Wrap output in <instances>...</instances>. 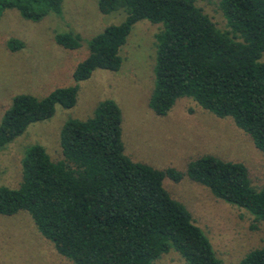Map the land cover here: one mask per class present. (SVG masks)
<instances>
[{"label": "trees", "instance_id": "trees-1", "mask_svg": "<svg viewBox=\"0 0 264 264\" xmlns=\"http://www.w3.org/2000/svg\"><path fill=\"white\" fill-rule=\"evenodd\" d=\"M196 0H98L101 13L122 9L125 18L88 41V55L72 72L75 82L96 68L119 70L120 47L141 19L161 23L155 34L154 85L148 106L156 115L176 100L190 98L218 117H230L264 152V0H219L226 21L220 31ZM62 0H0V16L15 9L39 21L61 13ZM54 41L75 49L80 36L56 33ZM23 41L10 38L17 51ZM78 85L57 87L42 98L20 93L0 120V147L36 121L50 118L55 105L72 107ZM122 114L112 99L96 104L86 119H68L59 132L62 157L52 160L41 145L21 159L17 188L0 186V214L25 210L43 237L73 264H156L171 249L187 264H221L187 208L163 187L184 174L215 198L264 220V186L255 190L242 163L204 154L185 172L134 161L124 153ZM255 227V226H253ZM238 264H264V244Z\"/></svg>", "mask_w": 264, "mask_h": 264}, {"label": "rangeland", "instance_id": "rangeland-1", "mask_svg": "<svg viewBox=\"0 0 264 264\" xmlns=\"http://www.w3.org/2000/svg\"><path fill=\"white\" fill-rule=\"evenodd\" d=\"M98 0H62L61 13L39 21L5 9L0 16V120L16 94L37 98L57 87L78 85L75 104L55 105L54 114L27 126L22 134L0 147V186L17 188L21 180V159L32 145H41L52 160L62 157L59 132L72 119H86L96 104L114 100L121 109V137L124 153L134 161L162 169L174 167L183 173L187 163L204 154L242 163L251 186H264V152L230 117H218L190 98H179L165 115H156L148 106L154 85L155 34L161 23L136 21L119 49L122 58L117 71L96 68L91 76L75 82L72 72L89 53L88 41L106 26L125 18L122 9L101 13ZM219 0H196L218 30L226 29ZM80 36L75 49L54 41L56 33ZM15 38L24 46L7 48ZM260 61H264V52ZM163 187L191 213L195 224L209 240L221 264H238L251 249L264 244V220L255 221L249 211L217 199L205 186L188 178L174 182L163 178ZM255 226V227H253ZM0 264H73L60 255L53 243L42 236L25 210L0 214ZM156 264H187L171 249Z\"/></svg>", "mask_w": 264, "mask_h": 264}]
</instances>
